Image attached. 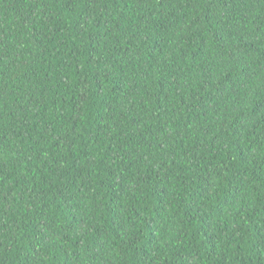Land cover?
<instances>
[{"label": "trees", "instance_id": "trees-1", "mask_svg": "<svg viewBox=\"0 0 264 264\" xmlns=\"http://www.w3.org/2000/svg\"><path fill=\"white\" fill-rule=\"evenodd\" d=\"M0 264H264V0H0Z\"/></svg>", "mask_w": 264, "mask_h": 264}]
</instances>
